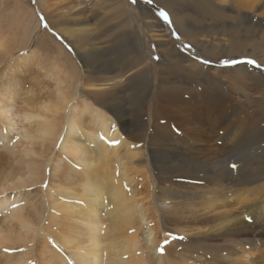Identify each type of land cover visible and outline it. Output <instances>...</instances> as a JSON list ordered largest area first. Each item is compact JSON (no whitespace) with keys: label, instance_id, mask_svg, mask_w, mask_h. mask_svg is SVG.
<instances>
[{"label":"bare ground","instance_id":"6f19581e","mask_svg":"<svg viewBox=\"0 0 264 264\" xmlns=\"http://www.w3.org/2000/svg\"><path fill=\"white\" fill-rule=\"evenodd\" d=\"M121 1L116 4L129 9L127 1ZM171 1L158 2L171 8ZM38 2L45 11L51 8L43 0ZM201 3L193 4L202 12L219 17L216 10ZM16 5L13 16L22 26L21 40L10 39L0 30V264H182L177 245L164 250L160 244L162 236L175 238L161 232L169 226L178 233L201 232L199 235L206 233L215 240L218 246L205 250L212 258L207 260L209 264H264V237L249 235L264 234V190H260L264 180L263 130L256 124L251 126L249 120L246 130L243 127L231 137L216 139L219 150L214 147L207 154H202L196 144H185L187 147L183 145L179 154L184 162L182 188L176 187L174 193L167 190L173 189L172 182L164 177L160 178L166 186L164 190H149L147 181L144 189L140 188L139 178L149 176L146 166L151 156L144 153V158L135 159L144 154L132 148L129 139L145 137L143 131L135 133L139 115L137 120L130 118L129 104L134 112L141 111L154 87L148 69L139 67L146 58L136 63L133 45L126 38L127 65L111 58L97 61L103 50L87 45L92 44L88 39L89 26L61 29L83 59V69L46 31L42 32L44 39L53 42L55 48L30 51L25 46L26 39L30 33L41 31L38 10L21 0ZM244 6L258 12V19L262 20L264 0H245ZM75 7L60 9V15ZM142 10V18L149 20L152 15L147 9ZM173 13L182 31L185 18ZM48 14L50 17L49 11ZM67 21L70 25L73 17L69 15ZM133 35L137 50L143 52L138 31ZM162 47L164 56L168 48ZM130 64L136 71L124 80L127 73L118 67H129L130 72ZM241 68L245 72L243 78L248 75L258 89L264 85L256 71ZM169 79H163V84H173ZM251 85L250 81L247 86ZM165 97L189 106L182 93ZM151 111L160 114L161 107ZM220 141L225 142V147ZM199 157L208 158L213 165L217 161L218 166L209 171L189 166ZM257 157L260 169L256 171L261 173L240 176V167L248 159L255 162ZM226 158L235 162L229 164ZM136 174H140L138 179ZM194 181L210 189L198 190L202 185ZM212 184L219 187H209ZM161 198L175 199L160 208L157 204ZM180 201L198 206L194 219L188 215L177 219L173 209ZM250 216L255 219L252 228L247 223ZM194 220L198 226L194 227ZM197 244L208 247L200 239ZM204 260L199 256L191 264H204Z\"/></svg>","mask_w":264,"mask_h":264},{"label":"rangeland","instance_id":"374dc122","mask_svg":"<svg viewBox=\"0 0 264 264\" xmlns=\"http://www.w3.org/2000/svg\"><path fill=\"white\" fill-rule=\"evenodd\" d=\"M21 1L28 2L34 9L38 10L37 15L41 31L30 33L29 39H26L25 46L30 51L37 49H50L52 51L55 48L53 42L49 43V40L44 39L42 32L46 31L65 48L67 53L71 54L73 59L83 69V63L81 62L83 59H81L80 55L77 56V52L68 39V35L63 34L61 29H66L71 25V27L89 26L91 31L88 33V39L92 44L88 43L87 45L103 50V54L98 55L97 61L111 58L118 59L120 65H127L129 54H127L128 48L125 44L126 38L128 43L133 45V57L136 63L137 61H142L143 57L146 58L144 63L139 64V67L145 66L148 69L154 87L145 101H143L141 111L134 112L131 104H129L130 118L137 120V115H139L138 122H134L137 127L135 128L137 130H135V133L143 131V137H145L143 140L137 136L129 139V141H132L130 142L132 148L140 149L143 154L146 153V155L150 154L151 156L147 159L146 166L149 176L143 180L141 177L139 178L142 181L139 185L140 188L143 186L144 181H147V185L150 187L149 190H156V192L157 190H164L166 186L161 182L160 178L162 177L170 178L169 181L172 182L171 186L173 189L168 188L167 190L174 193L175 190L182 188L185 180L180 177V174L182 173L181 166L184 165V162L180 161L179 154L183 145V147H187L185 144H196L202 154H207L210 149L214 147L217 149L218 143L216 139L220 138L222 140L220 136L223 135L231 137L233 134L243 130V127L246 130L247 128L245 127L247 125L245 123L249 120L250 123L252 122L251 126L256 124V127L264 132V85L261 86L263 88L260 87L258 89L259 86L254 84L255 82L253 83V79H250L248 75L243 78L242 76L245 72L241 68L244 66L249 71H256L260 75L263 84L264 15H262V20L258 19L259 13L247 9L244 6L245 0H172L170 2L172 9L159 3V0H125L128 5L126 7L130 11L116 4L121 3V0H43L44 3L46 2V6L51 7L48 10L51 14L50 17L48 11H45L38 0ZM18 2L19 0H0V30L10 39L20 38L21 40L22 26L19 22H15V17L13 16L14 7L17 6ZM200 2L207 4L213 11L216 10L219 17L211 14L212 12H202L198 5L193 4H200ZM55 3L56 5L54 6ZM77 4H80V8L77 7ZM69 6L76 7L67 12V14L63 13V15H60L61 10L65 11V7L69 8ZM141 8L147 9L152 15L149 20L142 18L143 10ZM173 11L180 18H185L182 21V31L175 21ZM161 12L167 13V19L160 14ZM69 15L73 17V23H70V25L67 21ZM50 19L54 23L51 24ZM150 20L155 23L154 26L149 25ZM131 21L133 24L130 23ZM136 31H138L142 40L143 52L137 50V40L133 35ZM81 46L85 48L84 43ZM162 46L168 48L166 52L164 51V56ZM125 54L127 58H125ZM225 61L231 62L225 63ZM130 67H133L130 72L128 71L129 67H118L119 71L127 73L124 80L133 74V71H136V67L133 64H130ZM165 78H170L169 80L173 84H163L162 80ZM250 81L253 86L248 87L247 85ZM155 88L158 90L155 91ZM245 92L247 93L244 94ZM179 93H182L183 97L189 100V106L181 105L172 100L169 101L165 97ZM155 107H161L160 114L151 111ZM214 141L215 143L213 144ZM220 145L225 147V142L220 141ZM144 157L145 154L143 156L138 155L135 159ZM237 160L239 159L236 158ZM248 160L252 162L247 161L248 163L246 162L240 167V171H242L240 176H244V174L247 176L249 173L250 175L253 174L252 176L256 173L259 175L261 171H256L260 169L257 167L258 157L255 162L254 159ZM234 162L228 159L229 164ZM215 163L213 165L208 158L199 157L195 161H190L189 166L192 164V167H199L201 170L206 168L204 171H209L218 166ZM114 168L115 172H117V164ZM244 168H246V172L243 171L245 170ZM248 168L251 170L249 171ZM190 174L193 175V173ZM139 175L136 174V179H138ZM261 181L263 185L261 184L262 189L260 190H264V180ZM193 183L204 187H199L198 190L210 189L201 183H195V181ZM195 186L197 187L198 185ZM212 186L214 184L209 187ZM218 187L214 186L213 188ZM243 187L239 186V188ZM142 188L144 189V187ZM255 189L257 188L255 187ZM124 192L126 193L128 190L126 189ZM145 193L147 194V192ZM161 199L162 201L157 205L163 208L171 204V200L175 198ZM197 207L190 204V201H180L177 202L173 212L177 214V219H181L185 215L194 219ZM247 221L249 227L252 228L255 221L254 217L250 216ZM193 224L194 227L198 226L195 220ZM180 226L182 225L180 224ZM161 230L166 236H175L174 239L162 236L160 244L164 250L167 247L177 245V251H181L182 264H191L199 256L205 259L203 261L204 264H209L207 260L212 258L206 254L205 250L218 246L216 241L211 239L206 233L199 235L201 234L199 232L197 235H186L178 233L170 226ZM249 235L258 239L264 237V234L249 233ZM198 239L205 242L208 247H199L197 244ZM178 242L181 243L177 244ZM150 251V255H152L154 253L152 246ZM165 252L167 253V250ZM137 253L139 254L140 251H137ZM226 253L229 252L226 251ZM175 254L177 255V252ZM69 264H74V262H69Z\"/></svg>","mask_w":264,"mask_h":264},{"label":"snow or ice","instance_id":"6c2138e0","mask_svg":"<svg viewBox=\"0 0 264 264\" xmlns=\"http://www.w3.org/2000/svg\"><path fill=\"white\" fill-rule=\"evenodd\" d=\"M162 16H164L167 19V13L165 12H161L160 13ZM46 26V25H45ZM231 61H225V63H230ZM253 63H255V61H253Z\"/></svg>","mask_w":264,"mask_h":264}]
</instances>
